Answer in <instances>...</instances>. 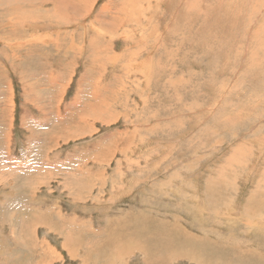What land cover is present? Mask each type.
<instances>
[{"label": "rangeland", "instance_id": "obj_1", "mask_svg": "<svg viewBox=\"0 0 264 264\" xmlns=\"http://www.w3.org/2000/svg\"><path fill=\"white\" fill-rule=\"evenodd\" d=\"M157 220L264 257V0H0V264H202Z\"/></svg>", "mask_w": 264, "mask_h": 264}, {"label": "bare ground", "instance_id": "obj_2", "mask_svg": "<svg viewBox=\"0 0 264 264\" xmlns=\"http://www.w3.org/2000/svg\"><path fill=\"white\" fill-rule=\"evenodd\" d=\"M135 1V0H134ZM131 2V1H130ZM132 4V3H131ZM130 21V20H129ZM154 21V20H153ZM136 22V21H135ZM48 23V22H47ZM130 23H132V22H130ZM150 23V22H149ZM36 24V23H35ZM34 24V25H35ZM40 24H42V23H40ZM38 25V24H37ZM43 25H45V24H43ZM41 26V25H40ZM46 26V25H45ZM49 26V25H48ZM47 26V27H48ZM65 26V25H64ZM36 27H38V26H36ZM58 27V26H57ZM83 27V26H82ZM39 29V28H38ZM45 30V29H44ZM48 30V29H47ZM51 31V30H50ZM140 34V33H139ZM138 37V36H137ZM53 38V37H52ZM51 39V38H50ZM75 43V42H74ZM146 43V42H145ZM76 46V45H75ZM77 48V47H76ZM145 48H147V47H145ZM148 49V48H147ZM138 52V51H137ZM149 52V51H148ZM234 89V88H233ZM252 204V203H251ZM253 205V204H252ZM123 220H125V219H123ZM152 220V219H151ZM150 223H151V221H150ZM153 223H154V221H153ZM155 223L157 224V226L159 227L158 229L159 230H154V233L151 231V232H149V233H151L152 234V237H153V239L155 240V242L156 241H158L159 243H162V244H164V245H166V247L167 248H169V249H166L165 247H163V248H165L166 250H170V255H171V257L170 258H173L172 259V262H173V260L174 259H176V258H191V259H197L198 261H200L202 264H214V263H216L217 262V256H219L221 259H224V252H221V251H213V250H217L218 248H211V246H208L209 245V243L207 242L206 243V245H205V248H204V246L202 245V247H200L201 249H197L196 248V246H198V245H196V242H195V240H194V242H195V244H193L192 243V245H193V250H195L196 251V249H197V251L198 252H200V258H199V256L196 254V253H194L192 250L191 251H189L188 249H180V247H181V245H179L178 243H175V247L173 246V243L174 242H172V240H171V237H170V235L169 234H165L164 232H163V229H161V227L162 226H160V221L159 220H157V221H155ZM155 223H154V225H155ZM172 222H168V221H166V219H164L163 220V222H162V224L164 225L165 224V226L166 227H169L170 225L172 226V224H171ZM145 226H146V224H144ZM148 225V224H147ZM135 226V225H134ZM142 226V225H141ZM145 226H143V228H146ZM174 226V225H173ZM137 229H139V228H137ZM156 229V228H155ZM165 229V228H164ZM148 230H149V228H146V230L144 231L145 233H147L148 232ZM197 230V229H196ZM120 235V234H119ZM143 235V234H142ZM183 235H185V232L183 233ZM149 236H151V235H149ZM194 236V235H193ZM201 236V235H200ZM187 237H188V235H187ZM192 238V237H191ZM149 239V238H148ZM188 239V238H187ZM191 240V239H190ZM144 242V241H143ZM187 242V241H186ZM190 242V241H189ZM186 243L187 245L188 244H190V243ZM204 244V243H203ZM213 244V243H212ZM218 244V243H217ZM139 246H140V244H139ZM162 246V245H161ZM170 246V247H169ZM201 246V245H200ZM232 246V245H231ZM222 247H223V245H222ZM226 247V246H225ZM141 251H142V253L145 255V257H146V261H151V262H154L155 261V263H160L159 262V257H160V253L158 252V250L156 249L155 250V246L153 245V246H151V250L149 249V247L148 248H144V247H142L141 246ZM161 248V247H160ZM159 248V249H160ZM162 248V249H163ZM187 248H189V247H187ZM204 248V249H203ZM227 248V247H226ZM233 248V247H232ZM237 248V247H236ZM138 249V248H137ZM202 249H203V252H204V254L206 255V256H209V257H205V255H204V257H202L201 255L203 254V252H202ZM205 249H207L208 251H205ZM221 249V248H220ZM220 249H218V250H220ZM164 250V249H163ZM235 250V249H234ZM239 250V249H238ZM238 250H237V252H238ZM246 250V249H245ZM161 251V250H160ZM209 251H212L211 252V254H209ZM223 251V250H222ZM162 253H163V251H161ZM169 252V251H168ZM201 252H202V254H201ZM233 252V251H232ZM255 252V251H254ZM261 252V251H260ZM166 253V252H165ZM164 253V254H165ZM168 254V253H167ZM238 254H241V253H239L238 252ZM245 256H247V258H248V260H247V258L245 257V258H242V257H239L236 261H235V263H232V264H264V257H261V256H259L258 255V257L257 258H254L253 259V257H251L250 258V255H253L252 253H251V250H247V251H244V253H243ZM255 255H256V252L254 253ZM162 256H163V254H161ZM226 255V254H225ZM234 255V254H233ZM162 256H161V258H162ZM228 256V255H227ZM164 257V256H163ZM169 257V256H168ZM229 257H231L230 256V254H229ZM233 257V256H232ZM170 258H168V259H170ZM166 259H167V257H166ZM232 261V260H231ZM220 262V261H219ZM219 262H218V264H219ZM148 263V262H147ZM229 262H227V264H228ZM223 264H224V262H223ZM226 264V263H225Z\"/></svg>", "mask_w": 264, "mask_h": 264}]
</instances>
